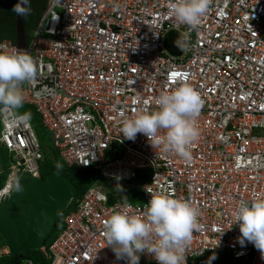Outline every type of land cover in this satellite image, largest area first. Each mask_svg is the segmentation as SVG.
<instances>
[{"label":"built area","instance_id":"2783aa9c","mask_svg":"<svg viewBox=\"0 0 264 264\" xmlns=\"http://www.w3.org/2000/svg\"><path fill=\"white\" fill-rule=\"evenodd\" d=\"M173 3L47 0L29 33L24 52L37 74L21 85L24 103L33 107L68 165L93 166L99 173L47 249L41 248L51 264H128L105 246L103 222L113 210L143 215L156 192L189 200L198 209L186 264H208V251L264 264L253 244H239L234 223L237 202L264 192V0H210L196 30L177 24ZM171 30L182 38L188 34L178 55L165 46ZM4 50L19 49L2 39ZM183 83L203 100L190 160L153 149L143 134L123 137L124 118L138 109L155 110L156 96ZM0 123V147L12 159L7 193L22 171L39 170L43 152L31 118ZM137 168L148 169L147 179L132 184ZM105 182L114 196L135 186L143 200L124 209L125 200L110 201ZM138 264L158 262L144 252Z\"/></svg>","mask_w":264,"mask_h":264},{"label":"clouds","instance_id":"9594fccd","mask_svg":"<svg viewBox=\"0 0 264 264\" xmlns=\"http://www.w3.org/2000/svg\"><path fill=\"white\" fill-rule=\"evenodd\" d=\"M209 5L210 0H175L171 14L177 24L196 30ZM21 7L23 2L15 5L14 10ZM187 35L175 41L182 51L186 48ZM36 74V64L26 52L0 51V118L8 124L24 123L31 118L30 112L19 111L24 103L21 85L31 83ZM154 104L155 110L138 109L131 118H124L120 133L129 140H134L138 133L143 134L153 149L174 152L185 161L190 160L191 145L199 136L196 119L203 107L200 94L183 83L170 91H162L154 98ZM4 185L5 182L0 192ZM12 190L19 193L24 188L16 181ZM150 195L143 215L113 210L104 220L105 246L112 248L117 259L126 258L128 264H138L139 254L144 252L158 264H186L187 247L193 231L199 227L198 209L189 200L173 198L163 192ZM123 207L129 209L132 205L125 200ZM234 215L241 234L237 238L239 244L244 246L245 241L250 242L264 259V192L240 199ZM3 247L6 250L0 253H9L5 245Z\"/></svg>","mask_w":264,"mask_h":264},{"label":"water","instance_id":"95a60500","mask_svg":"<svg viewBox=\"0 0 264 264\" xmlns=\"http://www.w3.org/2000/svg\"><path fill=\"white\" fill-rule=\"evenodd\" d=\"M28 1L19 0L17 5L23 2V7L16 9L15 14V44L23 52L26 45L23 19ZM178 38L182 37L174 30L165 37V46L174 55L182 51L175 45ZM16 181L23 186V192L12 190ZM16 181L0 199V236L9 253L42 247L78 193L77 186L58 170L45 177L39 170L32 173L24 170Z\"/></svg>","mask_w":264,"mask_h":264},{"label":"trees","instance_id":"16d2710c","mask_svg":"<svg viewBox=\"0 0 264 264\" xmlns=\"http://www.w3.org/2000/svg\"><path fill=\"white\" fill-rule=\"evenodd\" d=\"M18 1L19 0H0V40L9 39L12 42H15L16 10H14V6L17 5ZM46 2L47 0L28 1L23 19L26 42H28L29 33L35 27L41 15V11L46 5ZM19 111L21 113H31V121L33 126L34 122L37 123V125L34 126L35 131L37 130L36 127H39L44 132H47V130L41 125L40 120L39 118H37V115L35 114L32 106L23 103V107ZM55 149L56 150H53V153L45 150L42 151L43 159L39 162L38 166L41 175L45 177L51 172L58 170L77 186L78 193L64 209L61 216L57 220L55 229L46 238L43 244L45 249H47L51 240L61 230L63 226V218L70 210L74 208L77 198H79L84 193L86 188L95 179H97L99 175L98 170L93 166L82 167L68 165L65 161L63 165H59L58 163H56V158L54 157L55 154H59V152L57 148ZM11 160V155L8 154L7 149L0 147V189L2 188L10 171ZM57 165H59V167H57ZM135 172L136 175L131 182L132 184L142 183L147 179V168H137ZM100 181L102 182L103 180L101 179ZM105 188L108 191L110 201L117 197L121 198L122 200H127L128 202H141L143 200L141 192L137 190L135 186L130 185L124 189H120L117 196L113 195V190H111V187L109 185H105ZM204 259L208 264H251L250 256L233 258L231 254L226 251H208L204 256ZM28 260H31L32 264H51V258L41 249V247L15 253H0V264H27L26 262Z\"/></svg>","mask_w":264,"mask_h":264},{"label":"rangeland","instance_id":"374dc122","mask_svg":"<svg viewBox=\"0 0 264 264\" xmlns=\"http://www.w3.org/2000/svg\"><path fill=\"white\" fill-rule=\"evenodd\" d=\"M36 125H37V123L34 122V126H36ZM36 129H37L36 130L37 135L40 136L39 141L41 143L42 151L45 150V151H48L50 153L51 152L53 153V150H56V149L53 147V143L51 140L50 133L48 131L44 132L39 127H36ZM54 157L56 158V163H58L59 165H63L65 163L63 158L60 156V154H55ZM105 185L108 186L107 182H105ZM3 246H4V241H3V238L0 236V252H5L6 249Z\"/></svg>","mask_w":264,"mask_h":264},{"label":"bare ground","instance_id":"6f19581e","mask_svg":"<svg viewBox=\"0 0 264 264\" xmlns=\"http://www.w3.org/2000/svg\"><path fill=\"white\" fill-rule=\"evenodd\" d=\"M8 185L4 188L3 191L0 192V194L2 195L3 193H6V189H7Z\"/></svg>","mask_w":264,"mask_h":264}]
</instances>
